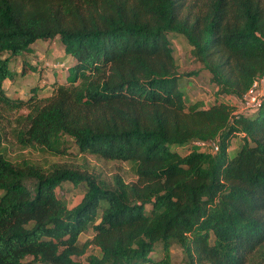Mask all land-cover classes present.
Wrapping results in <instances>:
<instances>
[{
	"label": "trees",
	"instance_id": "1",
	"mask_svg": "<svg viewBox=\"0 0 264 264\" xmlns=\"http://www.w3.org/2000/svg\"><path fill=\"white\" fill-rule=\"evenodd\" d=\"M171 35L217 96L242 103L264 79V0H0V264H172L173 247L183 264H264V100L186 105ZM37 41L61 45L64 81L7 96ZM9 142L135 179L15 161ZM63 183L82 188L72 208Z\"/></svg>",
	"mask_w": 264,
	"mask_h": 264
},
{
	"label": "rangeland",
	"instance_id": "2",
	"mask_svg": "<svg viewBox=\"0 0 264 264\" xmlns=\"http://www.w3.org/2000/svg\"><path fill=\"white\" fill-rule=\"evenodd\" d=\"M169 38L173 46V56L177 63L178 71L183 75L180 80V87L184 92L186 105L201 102L203 105L208 106L214 101L225 102L234 106L237 110L236 112H241L243 109L240 101H237L234 98L229 100L225 96L216 95L214 87L208 83L207 74L200 70L199 65L191 57L190 47L185 43V41L182 38L173 35L169 36ZM19 60L20 59L14 63L12 66V68L14 67L13 69H16V67L19 66ZM49 67L52 69L58 68L57 65L52 64H49L48 68ZM193 72H197V75L193 76ZM33 84H35L34 78L32 75L28 74V76L23 79L10 81V84L6 83V93L12 97H25L28 95L29 88ZM259 92H264V82L259 88ZM239 143L240 140L238 138L231 139L230 151L236 148ZM6 146L8 148V157L15 161L26 160L41 166H47L50 163L65 164L72 168L86 169L107 180L113 175L121 176L126 182H133L135 179L130 167L126 163L104 161L91 156H83L80 155L74 147L66 150L63 155H53L39 149H20L12 142H9ZM186 150L188 149H177L180 153H184ZM56 194L59 198L66 202L68 208H72L80 202L82 188H75L68 183H63L56 189ZM90 236V232L84 233L81 235L80 241L83 242ZM159 249L160 246L157 245L155 253L152 255L153 258H157L160 255ZM171 250L172 264H183L180 251L174 247Z\"/></svg>",
	"mask_w": 264,
	"mask_h": 264
},
{
	"label": "crops",
	"instance_id": "3",
	"mask_svg": "<svg viewBox=\"0 0 264 264\" xmlns=\"http://www.w3.org/2000/svg\"><path fill=\"white\" fill-rule=\"evenodd\" d=\"M57 52V53H56ZM20 59L19 66L13 69L12 66ZM57 63L58 68L52 69L48 68L49 64ZM71 61L69 58L64 56L62 47L58 42L52 41H37L31 46L29 54L16 58L11 62L10 70L13 73L11 80H5L3 83V88L6 93V83L10 84V81L16 79H23L32 75L35 84L31 85L30 88L37 87L40 92V96H46L50 93L52 85L55 83H62L64 77L66 76V68ZM61 66V67H60ZM29 88V90H30ZM7 96H9L6 93ZM18 97L20 99H26V97ZM9 97H12L11 95Z\"/></svg>",
	"mask_w": 264,
	"mask_h": 264
},
{
	"label": "built area",
	"instance_id": "4",
	"mask_svg": "<svg viewBox=\"0 0 264 264\" xmlns=\"http://www.w3.org/2000/svg\"><path fill=\"white\" fill-rule=\"evenodd\" d=\"M264 82V79H261L260 81H256L252 84L249 91L246 93V95L243 97L242 101V111L241 112H248L251 110L256 109L260 104L261 101L264 100V92L260 93L259 88L261 87L262 83ZM197 146L204 147L205 144L203 143H197ZM213 149L216 150V147L213 146Z\"/></svg>",
	"mask_w": 264,
	"mask_h": 264
}]
</instances>
